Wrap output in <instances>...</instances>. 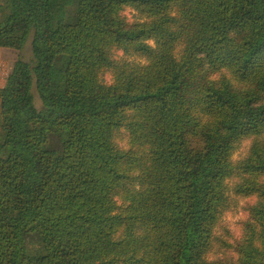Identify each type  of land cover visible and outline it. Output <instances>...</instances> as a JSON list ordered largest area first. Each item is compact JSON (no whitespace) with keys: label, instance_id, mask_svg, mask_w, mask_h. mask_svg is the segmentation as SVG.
Returning a JSON list of instances; mask_svg holds the SVG:
<instances>
[{"label":"trees","instance_id":"16d2710c","mask_svg":"<svg viewBox=\"0 0 264 264\" xmlns=\"http://www.w3.org/2000/svg\"><path fill=\"white\" fill-rule=\"evenodd\" d=\"M30 36L1 92L0 264H264V0H0V49ZM228 189L256 200L238 240Z\"/></svg>","mask_w":264,"mask_h":264},{"label":"rangeland","instance_id":"374dc122","mask_svg":"<svg viewBox=\"0 0 264 264\" xmlns=\"http://www.w3.org/2000/svg\"><path fill=\"white\" fill-rule=\"evenodd\" d=\"M122 15L129 23H136L145 20V18L139 12L131 8L125 9L122 12ZM31 42H32V36L29 37L26 47L20 53L12 50L0 49V67H2L0 68V136H1V126H2L1 92L6 84V81L9 77V72L12 66L14 65V63L16 62L17 57L20 55L27 62L31 60L32 58L31 45H30ZM112 55L114 60H122L125 58H129V61L132 63L141 64V65H144L146 63L145 59L143 58H138L136 56L127 57L122 51H119L117 49L113 51ZM101 79H103L102 83L104 86L112 84V76L109 73L101 74ZM34 96H35L36 104L40 106V99L36 89H34ZM123 132L124 130L121 131V135H123ZM118 136H119L118 143L119 145L122 146L123 143L121 140V136L120 135ZM251 144H252L251 140L243 141L236 149L233 155V159L234 160L243 159L246 156V154H248ZM1 158L3 160H7L9 158L8 149L3 150ZM232 182L233 180L228 181L227 186L231 187ZM229 190L231 189H228L227 191V202L223 210L222 222L224 226L229 228V230L232 232V234L234 235V239L238 240V238H240L242 235L243 224L249 218V211L247 210L248 204L255 203L256 200L254 198L240 199L236 197V195H234L232 191ZM116 200L118 201L119 205L123 204L121 198L116 197ZM232 254H233L232 250L228 251V250L216 248L211 255V259L214 260L217 258H225L226 256L228 255L231 256Z\"/></svg>","mask_w":264,"mask_h":264},{"label":"built area","instance_id":"2783aa9c","mask_svg":"<svg viewBox=\"0 0 264 264\" xmlns=\"http://www.w3.org/2000/svg\"><path fill=\"white\" fill-rule=\"evenodd\" d=\"M0 68H2V67H0Z\"/></svg>","mask_w":264,"mask_h":264}]
</instances>
